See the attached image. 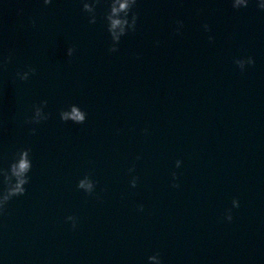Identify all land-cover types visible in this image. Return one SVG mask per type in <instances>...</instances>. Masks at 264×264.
<instances>
[{
    "label": "water",
    "instance_id": "1",
    "mask_svg": "<svg viewBox=\"0 0 264 264\" xmlns=\"http://www.w3.org/2000/svg\"><path fill=\"white\" fill-rule=\"evenodd\" d=\"M84 2L0 0V168H8L24 148L31 149L33 165L26 194L14 197L0 215V264H40L85 125L64 122L59 113L75 104L88 117L115 54L109 51L112 39L105 20L111 0H101L95 24L89 23ZM70 47L75 49L71 57ZM9 55L11 62L4 67ZM29 66L36 74L20 80L16 73ZM42 100L48 101L44 111L50 118L38 125L26 123ZM5 187L0 177V191Z\"/></svg>",
    "mask_w": 264,
    "mask_h": 264
},
{
    "label": "clouds",
    "instance_id": "2",
    "mask_svg": "<svg viewBox=\"0 0 264 264\" xmlns=\"http://www.w3.org/2000/svg\"><path fill=\"white\" fill-rule=\"evenodd\" d=\"M138 0H111L109 11L105 15V20L107 21L108 32L110 33L112 39V46L109 49L110 52H117L119 50L118 45L121 38L127 35L130 31L135 32L137 27V22L139 19L138 13L134 12L133 9L137 5ZM52 3V0H44L45 5ZM101 3V0H85L83 3V11L88 13L90 16L89 23L95 24L97 22V6ZM249 0H232V6L235 9H240L242 7H247ZM258 7L264 10V2L260 3ZM178 27L176 32L179 34L183 27V21L177 22ZM35 25V21H33ZM205 31H211L210 27L205 24ZM210 40L214 39L209 37ZM75 52V49L70 47L67 50V55L71 57ZM11 55L3 61V66L6 67L8 63L11 62ZM234 63L240 68L241 71L246 69L247 65H254L255 60L252 57L246 59L237 58ZM36 69L29 66L27 71H18L16 73L17 77L22 81H27L32 75L36 74ZM48 101L42 100L40 103L33 106V114L26 119V123L38 125L50 118V113H46L44 109L47 107ZM60 118L64 122H73L75 124H84L87 119V113L83 111L78 105H70L67 109H62L59 113ZM36 128H32L31 132L33 135L36 134ZM145 132L147 130L145 129ZM140 159V157H137ZM182 165L181 160L176 161V167L179 168ZM32 159H31V149L24 148L17 151L14 159L10 163L8 168H0V177L3 178V184L6 186L2 191H0V215H4L7 212V206L9 202L14 197L23 196L26 194V185L30 183L31 177L29 173L32 170ZM135 171V167L129 169V173ZM173 180L179 179L177 173H172ZM139 177L134 176L131 180V186L135 188L138 184ZM97 181L92 179V176L85 175L79 180L77 188L83 190L88 195L95 194ZM175 188H179L178 183H173ZM240 203L238 199L233 200V207L239 208ZM139 210L143 211L144 206L139 205ZM231 209L228 210L227 219L232 220ZM67 221L72 222V227L77 226L78 218L76 216H68ZM149 264H163L159 253H156L148 258Z\"/></svg>",
    "mask_w": 264,
    "mask_h": 264
}]
</instances>
